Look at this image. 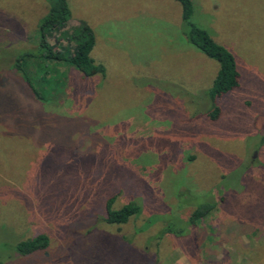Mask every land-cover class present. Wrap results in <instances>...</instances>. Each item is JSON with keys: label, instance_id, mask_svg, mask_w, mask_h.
<instances>
[{"label": "rangeland", "instance_id": "374dc122", "mask_svg": "<svg viewBox=\"0 0 264 264\" xmlns=\"http://www.w3.org/2000/svg\"><path fill=\"white\" fill-rule=\"evenodd\" d=\"M189 1L240 75L216 120L218 63L188 42L176 0H67L47 42L70 54L91 28L105 75L86 78L37 59L19 73L49 7L0 0L1 264H264V0ZM116 194L113 209H141L124 225L103 221ZM38 235L45 250L15 252Z\"/></svg>", "mask_w": 264, "mask_h": 264}, {"label": "trees", "instance_id": "16d2710c", "mask_svg": "<svg viewBox=\"0 0 264 264\" xmlns=\"http://www.w3.org/2000/svg\"><path fill=\"white\" fill-rule=\"evenodd\" d=\"M48 4V13L41 20L37 26L39 37L38 49L39 52L25 51L21 53L14 65V68L19 73H23V69L27 66L29 61L37 59L42 62H47V67L52 64H60L72 67L75 71L79 72L84 78L93 77L96 75L104 76L105 68L101 64L94 63L90 57V52L94 46V34L85 23L74 34L68 37V41L73 43V52L69 54L68 50L56 52L48 44L47 37L51 31L63 28L70 19V11L67 0H45ZM182 6V17L187 27V40L197 48L207 58L214 60L218 63V71L212 81L211 87L207 91V98L213 104V108L208 112V117L211 120L219 118L220 110L216 107V101L229 91L234 90L239 85V72L237 70L234 57L227 52L222 46L214 42L210 35L203 29L195 26L190 22L192 15V6L189 0H176ZM24 62V63H23ZM50 64V65H49ZM59 65V64H58ZM44 67V64L41 65ZM40 67V68H41ZM26 73V72H25ZM24 73L23 77L29 85L31 92L36 98L40 97L38 89L34 86L33 82ZM46 73H44L45 75ZM43 75V76H44ZM45 78H41L43 81ZM50 81V80H49ZM63 83V75L59 74L58 79L53 81L52 86H58ZM116 195H111L107 198L105 203V217L103 221L108 224L124 225L129 219L140 213V206L133 201L124 204L119 209H113ZM213 206L206 205L200 206L192 215L191 220L194 222L198 217L206 214ZM163 234V233H162ZM48 245V238L44 235H38L32 239L19 242L15 247V252L19 255H27L35 251L45 250ZM1 264V261H0Z\"/></svg>", "mask_w": 264, "mask_h": 264}]
</instances>
